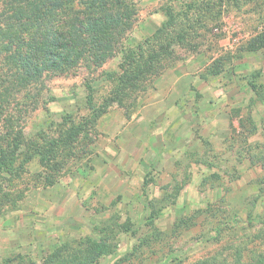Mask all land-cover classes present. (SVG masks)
I'll return each instance as SVG.
<instances>
[{"label":"rangeland","instance_id":"obj_1","mask_svg":"<svg viewBox=\"0 0 264 264\" xmlns=\"http://www.w3.org/2000/svg\"><path fill=\"white\" fill-rule=\"evenodd\" d=\"M181 2L139 0L131 39L148 36L165 18L162 7L177 9ZM260 2L223 0L218 22L195 40L196 50L179 48L135 110L108 106L87 125L75 155L61 153L54 183L39 179L44 169L37 158L12 186L11 174H1L0 264L40 263L59 246L65 256L92 242L107 245L96 264L188 263L262 233ZM118 61L115 56L97 71L46 80L24 126L30 141L40 131L48 136L67 128L66 114L75 123L90 117L85 83L92 82L98 106L112 84L102 71H118Z\"/></svg>","mask_w":264,"mask_h":264},{"label":"trees","instance_id":"obj_2","mask_svg":"<svg viewBox=\"0 0 264 264\" xmlns=\"http://www.w3.org/2000/svg\"><path fill=\"white\" fill-rule=\"evenodd\" d=\"M138 2L0 0V178L3 172L10 173L12 186L14 179L21 178L27 165L37 158L44 169L39 179L54 183L53 171L63 167L61 153L74 156L72 149L80 138L87 136V125L95 123L108 106L116 104L127 114L135 110L140 97L153 84L150 80L174 64L179 48L196 50L195 40L218 22L223 0H182L177 9L168 3L162 7L164 20L148 36L135 41L130 34ZM115 56H119L118 71H102L112 84L98 106L93 99L92 82L85 83V101L91 116L75 123L66 114L62 125L67 117V128L48 136L40 131L37 139L30 141L24 126L38 107L45 81L79 70L97 71ZM152 213L151 223L156 215ZM258 219L264 223L263 218ZM247 237L248 241L240 240L225 252L178 264H264V230ZM106 247V243L92 242L85 247H72L64 256L59 246L40 263L33 260L30 264H96L99 256L107 253ZM17 257H11V261Z\"/></svg>","mask_w":264,"mask_h":264}]
</instances>
